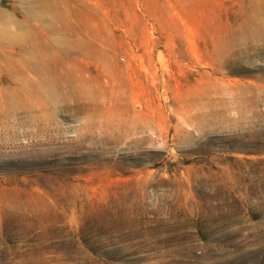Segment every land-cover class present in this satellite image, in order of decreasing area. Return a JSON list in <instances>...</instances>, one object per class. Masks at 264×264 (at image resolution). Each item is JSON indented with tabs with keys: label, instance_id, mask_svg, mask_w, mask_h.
Returning a JSON list of instances; mask_svg holds the SVG:
<instances>
[{
	"label": "rangeland",
	"instance_id": "1",
	"mask_svg": "<svg viewBox=\"0 0 264 264\" xmlns=\"http://www.w3.org/2000/svg\"><path fill=\"white\" fill-rule=\"evenodd\" d=\"M0 10V264H264V0Z\"/></svg>",
	"mask_w": 264,
	"mask_h": 264
},
{
	"label": "bare ground",
	"instance_id": "2",
	"mask_svg": "<svg viewBox=\"0 0 264 264\" xmlns=\"http://www.w3.org/2000/svg\"><path fill=\"white\" fill-rule=\"evenodd\" d=\"M37 17V16H36ZM16 23V22H15ZM22 28L19 26V29H16L15 32L12 31L10 19L6 18L4 12L0 10V39L2 40H16L17 43L23 44L25 46L28 40V34L22 32ZM55 56H50L48 61H51ZM30 58V57H29ZM33 58L38 59L39 62H43V54H35ZM28 59V58H27ZM31 63L30 59L28 60ZM29 66H32L31 64Z\"/></svg>",
	"mask_w": 264,
	"mask_h": 264
}]
</instances>
